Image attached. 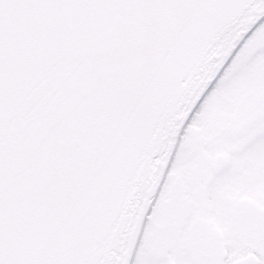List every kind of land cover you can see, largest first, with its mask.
Segmentation results:
<instances>
[{"label": "snow or ice", "instance_id": "1", "mask_svg": "<svg viewBox=\"0 0 264 264\" xmlns=\"http://www.w3.org/2000/svg\"><path fill=\"white\" fill-rule=\"evenodd\" d=\"M0 264H264V0H0Z\"/></svg>", "mask_w": 264, "mask_h": 264}]
</instances>
